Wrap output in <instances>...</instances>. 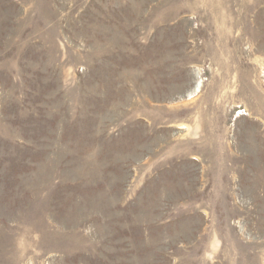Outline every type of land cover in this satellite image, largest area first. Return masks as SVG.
<instances>
[{"label":"rangeland","instance_id":"1","mask_svg":"<svg viewBox=\"0 0 264 264\" xmlns=\"http://www.w3.org/2000/svg\"><path fill=\"white\" fill-rule=\"evenodd\" d=\"M0 264H264V0H0Z\"/></svg>","mask_w":264,"mask_h":264}]
</instances>
